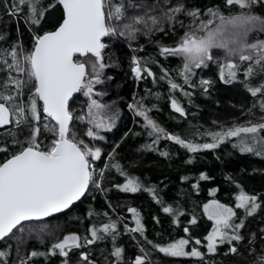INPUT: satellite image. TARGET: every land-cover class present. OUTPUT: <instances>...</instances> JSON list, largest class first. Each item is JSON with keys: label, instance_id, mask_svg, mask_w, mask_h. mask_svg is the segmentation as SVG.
<instances>
[{"label": "snow or ice", "instance_id": "snow-or-ice-1", "mask_svg": "<svg viewBox=\"0 0 264 264\" xmlns=\"http://www.w3.org/2000/svg\"><path fill=\"white\" fill-rule=\"evenodd\" d=\"M225 4L230 10L228 14L219 7L192 6L186 0H168V3L155 5L133 4L131 0L127 4L125 0H0L4 13L14 18L17 26L23 20L32 37L29 48H25L20 39L9 47L0 48V71L4 72L0 77V127L12 126L11 144L14 146V150H10L8 144L0 145V152L6 154L0 162V241L5 244L0 247V264H40V258L46 262L57 255L62 257L60 264H98L90 246L109 240L111 249L104 256V264H154L152 250L171 257L205 259L206 253L196 246L188 250L191 237L167 243L148 239L141 213L135 207H128L127 211L133 214L136 227L130 229L125 225V231L138 233L144 243L137 240L139 254L131 261L126 259L125 248L117 245L118 221L111 219L107 211L99 213L90 207L89 220L103 215L108 221L99 225L93 222L83 234L68 232L62 238L56 236L55 230H49L45 218L71 211L75 202L81 201L86 193H107L110 189L104 186V173L110 167L125 177L124 183L112 187L126 193L145 190L162 206L164 213L182 214L179 207L174 209L161 200L155 185H145L119 162L97 170L93 161L101 158L102 149L85 143L70 126L74 118L86 121L84 134L93 140L105 139L100 130L114 127L118 112L93 98L94 85L104 82V69L109 66L105 62L109 42L125 38L131 47V42L138 41L141 35L150 39L155 32L175 31L177 25L185 31L174 46L161 45L160 54L180 58L178 75L183 83L172 79L163 66L161 79H167L172 90L179 89L185 96H191L185 85L202 87L207 93L214 82L201 77L197 84L196 70L216 64L219 79L224 84L240 83L255 98L249 112L258 107L264 113V38H261L264 15L256 11L257 6L264 7V0H225ZM57 7L61 11L60 21L54 29H46L44 24L48 15ZM129 7L140 8L142 12L129 14ZM253 34H256L255 38ZM8 35L0 33V41H5ZM132 64L137 79H142V73L146 72L153 82L156 81L155 73L141 64L140 57L134 55ZM81 91L90 98V103L84 115L74 117L69 101L74 93ZM171 107L182 116L187 115L175 97L171 99ZM129 108L143 117L147 134L153 137L150 144L142 147L157 151L161 156L170 155L167 150L160 151L157 147L161 139H167L193 153L202 149L214 150L228 142L242 154L264 158V115L257 122L248 120L231 125L214 122L218 124L217 129L203 133L197 129L193 133L210 137V141L195 143L163 128L149 115L151 108L143 103V98L130 104ZM25 132L21 138V133ZM42 132L51 133L48 144L43 147ZM113 159L110 155L109 160ZM200 176L208 179L204 173ZM193 187L198 189L199 185ZM236 202L242 215L219 200L204 204L205 214L214 222L206 236L207 254L217 253L222 245L228 246L225 255L238 254L240 244L246 240L242 230L247 218L264 211V199L259 194L241 190ZM108 203L115 211L111 201ZM154 219L160 222L158 217ZM174 222L179 223V220ZM189 223H196L195 215ZM55 229L60 230V225ZM183 230L189 232L188 227ZM49 237H52L51 243H48ZM31 239L42 246L48 243V246L28 251L26 245ZM256 239L255 232L247 238V252L251 257L248 264H264V228L261 229L259 249ZM8 241H14V244ZM145 243L151 248L145 247ZM200 244L201 240L196 238L195 245ZM13 250L14 261L11 259ZM73 250H78L75 259L70 258Z\"/></svg>", "mask_w": 264, "mask_h": 264}, {"label": "trees", "instance_id": "trees-1", "mask_svg": "<svg viewBox=\"0 0 264 264\" xmlns=\"http://www.w3.org/2000/svg\"><path fill=\"white\" fill-rule=\"evenodd\" d=\"M128 2L129 0H125L126 4ZM131 2L155 5L168 3V0H131ZM186 2L202 9L219 7L225 14L230 11L225 0H186ZM256 11L264 15V7L257 6ZM128 12L136 14L142 12V9L129 7ZM60 18L61 11L57 7L50 11L44 27L54 29ZM187 22L186 20L185 23L187 24ZM184 31V28L177 25L175 31L166 29L165 32H155L150 39L141 35L138 41L131 42V47L125 38L109 42V47L105 49V62L109 66L104 69V82L99 84V89L107 95L108 100L118 101L122 117L117 129L105 136L103 144L100 143L99 147L103 151L102 157L99 161H93L97 170L105 168V165L119 162L133 176H138L145 185H155L161 200L165 204H171L174 209L179 207L182 214L173 216L164 213L162 206L157 204L152 195L145 190L126 193L112 187L117 183H124L125 177H122L115 168L110 167L104 173V186L110 189L107 193L100 191L86 193L81 201L74 204L71 211L66 210L64 213L45 219L49 230H55L57 237L62 238L68 232L83 234L91 223L99 225L108 221V217L103 215L94 216L89 220L87 212L90 207L99 213L107 211L111 219L118 221L120 235L117 238V245H122L125 248L126 259L131 261L136 254H139V249L136 246L137 240L144 243L143 237L138 233L125 231V225L130 229L136 227L133 214L127 211L128 207H135L141 213L148 239L167 243L171 240L191 237L188 248L191 249L192 244L206 253L205 259L200 261L195 257H171L158 250H152L151 256L154 264H213V262L214 264H248L251 257L247 252V238L250 237L251 232L256 233V246L259 249L261 229L264 228V211H258L257 214L246 220L245 228L242 230L246 240L239 246V253H243V255L239 253L225 255L227 245L219 246V250L215 254H207L206 236L211 231L213 222L206 216L203 206L215 199L234 207L237 214L242 215V210L236 207V196L239 191L259 194L261 199H264V158L253 154H242L228 142L214 150L202 149L193 153L174 141L161 139L157 147L160 151L167 150L170 153L168 157L142 147L145 144H150L153 137L148 136L143 117L139 116L134 109L129 108L130 104L140 101L141 98H143V103L151 108L149 115L163 128L183 138H190L195 143L210 141V137L193 135V133L197 129L201 133L217 129L218 124L214 122L227 125H231L233 122L243 123L248 120L257 122L264 115L258 107L249 112L255 98L240 83L224 84L219 79V70L216 64H210L203 70H196L197 76L194 79L197 84L201 77L214 82L208 88L207 93L202 87L191 88L185 85V89L191 93L190 97L185 96L179 89L172 90L167 79H161L163 75L161 66H163L168 70L172 79L177 83H183L182 77L178 75L181 67L180 58L171 55L162 56L160 46H174ZM0 33L9 34L5 41H0V48L9 47L17 39L22 40L25 48L31 46L32 37L23 20L17 26V21L6 15L2 7H0ZM255 36L256 34H253V38ZM261 38H264V35H261ZM105 41L108 42V38ZM141 45L142 47H140ZM134 55L140 57L141 64L151 68L155 73V82L146 72L142 73V79H137L133 75L132 57ZM3 76L4 72L0 71V77ZM172 97H175L184 107L186 116H182L171 107ZM189 99H191V103ZM84 102L85 98L81 92H78L70 106L74 117L85 114ZM70 127L78 132L79 138L84 139L85 143L86 140L88 141L84 134L86 129L84 121L74 118ZM11 128V125L0 127V145L8 144L9 149L14 150V146L11 144ZM24 134L26 132L21 133V138ZM50 136L51 133L42 132L40 137L42 147L48 144ZM5 155L4 152H0V162L3 161ZM110 155L114 157L113 160H109ZM201 173H204L208 179L201 178ZM185 176L188 177L187 180L182 179ZM194 184H198L199 188L193 187ZM109 201L115 211L109 207ZM193 215L196 217L195 224L189 223ZM155 217L159 218V223L156 222ZM176 220H179V223H175ZM56 225H60V230L55 229ZM185 227H188L189 232H184ZM196 238L201 240L200 245H195ZM51 240L52 237H49L48 243H51ZM8 243L14 244V241H8ZM48 243L42 246L35 239H31L27 241L26 250L47 248ZM4 246V241H1L0 247ZM144 246L151 248L146 243ZM90 247L94 250L93 258L98 260V264H104V256H107L111 249V241L97 242ZM102 251L103 255H101ZM77 255L78 250H73L70 253V258L75 259ZM11 259L13 261L16 259L14 250ZM61 260L62 257L58 255L50 257L46 262L40 258V264H60Z\"/></svg>", "mask_w": 264, "mask_h": 264}, {"label": "rangeland", "instance_id": "rangeland-1", "mask_svg": "<svg viewBox=\"0 0 264 264\" xmlns=\"http://www.w3.org/2000/svg\"><path fill=\"white\" fill-rule=\"evenodd\" d=\"M133 75H135V74L133 73ZM101 92L102 91L99 89V84L94 85V97L93 98L99 100L102 104L110 105L112 111L118 112V118L115 120L114 127H112L110 130H107V129H101L100 130V135L105 137L107 134H110V133L114 132L117 129V127L119 126V122H120V119L122 117V110L119 107L118 101L117 100H108L107 95L104 92H102V93H104V95H102V96L101 95H95V93H101ZM81 95L85 98L84 110H85V113H86L87 109H88V104L90 103V98L88 96L84 95L83 91H81ZM84 122L86 123V121H84ZM86 139H88V141L86 140L87 144H90V146H96V147H99L100 143L103 144L105 142V139H103V140H99V139L93 140L91 137H87V136H86ZM102 153H103V151H102ZM101 157H102V155H101ZM99 160H96V161H99ZM203 210H204V208H203ZM234 210H235V208H234ZM188 246H187V248H188ZM192 246L193 245L191 244V247ZM188 250H190V248H188Z\"/></svg>", "mask_w": 264, "mask_h": 264}, {"label": "water", "instance_id": "water-1", "mask_svg": "<svg viewBox=\"0 0 264 264\" xmlns=\"http://www.w3.org/2000/svg\"><path fill=\"white\" fill-rule=\"evenodd\" d=\"M107 38V37H106ZM106 38H105V40H106ZM77 56H79V54H77ZM74 58H76V57H74ZM82 58H85V57H80V59H82ZM77 94H78V92L77 93H74L73 94V96H72V98L70 99V101H69V107L71 106V104L73 103V101L75 100V98L77 97ZM42 103V102H41ZM73 123V122H72ZM86 195V194H85ZM84 197H82L81 198V200L83 199ZM77 202H79V201H77ZM77 202H75V203H77ZM66 211V210H65ZM60 214V213H59ZM54 215H57V214H54ZM46 219V218H45ZM1 242V241H0Z\"/></svg>", "mask_w": 264, "mask_h": 264}]
</instances>
